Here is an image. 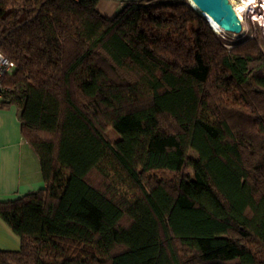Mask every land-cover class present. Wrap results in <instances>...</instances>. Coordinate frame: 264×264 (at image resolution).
I'll use <instances>...</instances> for the list:
<instances>
[{"label":"trees","instance_id":"obj_1","mask_svg":"<svg viewBox=\"0 0 264 264\" xmlns=\"http://www.w3.org/2000/svg\"><path fill=\"white\" fill-rule=\"evenodd\" d=\"M96 3L0 0L2 102L44 184L0 201V264H264L260 35L228 49L186 0Z\"/></svg>","mask_w":264,"mask_h":264},{"label":"crops","instance_id":"obj_2","mask_svg":"<svg viewBox=\"0 0 264 264\" xmlns=\"http://www.w3.org/2000/svg\"><path fill=\"white\" fill-rule=\"evenodd\" d=\"M147 0H97L96 11L112 18L125 3ZM38 158L21 134L19 108L0 100V201L43 188ZM19 238L0 218V251H17Z\"/></svg>","mask_w":264,"mask_h":264},{"label":"water","instance_id":"obj_3","mask_svg":"<svg viewBox=\"0 0 264 264\" xmlns=\"http://www.w3.org/2000/svg\"><path fill=\"white\" fill-rule=\"evenodd\" d=\"M188 3L206 22L217 25L224 32L233 35L242 32L241 23L228 0H190Z\"/></svg>","mask_w":264,"mask_h":264},{"label":"rangeland","instance_id":"obj_4","mask_svg":"<svg viewBox=\"0 0 264 264\" xmlns=\"http://www.w3.org/2000/svg\"><path fill=\"white\" fill-rule=\"evenodd\" d=\"M228 1H229V3H231L233 5H239V3H240L239 0L238 1L237 0H228ZM262 15L263 14L261 13V11H259V8H257L256 10H254V12H252L251 8L247 7V14L244 17L243 22L241 23L242 32L240 34L233 35V34H229V33L225 32V33H222V34H218L217 33L216 35H217V37L219 39H221V41L226 45V47L228 49L231 48L233 45L244 41L247 38L255 39L257 37V34L260 35V37H261V39H262V41L264 43V34H263V31H262V27L259 25L258 22H255L253 20L254 18H256L258 16V17H261V20L264 22V15L263 16ZM260 48H261V50L264 53V46H261ZM106 134H107V137L111 141H113V140H115L117 138L116 134L111 129H108ZM189 156L191 158H195L196 157L193 152H190ZM182 174L184 176H188V178H192L191 170L184 169ZM159 176H161V175H159Z\"/></svg>","mask_w":264,"mask_h":264},{"label":"built area","instance_id":"obj_5","mask_svg":"<svg viewBox=\"0 0 264 264\" xmlns=\"http://www.w3.org/2000/svg\"><path fill=\"white\" fill-rule=\"evenodd\" d=\"M71 1L79 2L80 0H71ZM245 4L246 7L251 8L252 12H254V10L259 8V11H261V13L264 15V0H245ZM231 5L234 9V5L233 4ZM14 69H15L14 63L9 61L0 51V100L2 99L4 91H6V88L3 87L2 81L4 80V78L10 76L13 73Z\"/></svg>","mask_w":264,"mask_h":264},{"label":"bare ground","instance_id":"obj_6","mask_svg":"<svg viewBox=\"0 0 264 264\" xmlns=\"http://www.w3.org/2000/svg\"><path fill=\"white\" fill-rule=\"evenodd\" d=\"M187 1H190V0H187ZM238 1V0H237ZM240 3L239 5H234V9H235V13L237 15V18L238 20L240 21V23L243 22L244 20V17L246 16L247 14V7H246V4H245V0H239ZM244 1V2H242ZM261 15V14H260ZM263 16V15H262ZM256 17V16H255ZM263 19V18H262ZM255 22H258L259 25L262 27V31H263V34H264V22L261 20V17H256L253 19ZM213 28L215 30L214 33H218V34H222V33H225L222 29H220L217 25L213 24Z\"/></svg>","mask_w":264,"mask_h":264},{"label":"clouds","instance_id":"obj_7","mask_svg":"<svg viewBox=\"0 0 264 264\" xmlns=\"http://www.w3.org/2000/svg\"><path fill=\"white\" fill-rule=\"evenodd\" d=\"M208 22V25L210 26V28L212 29V31L213 32H215V30H214V28H213V25L209 22V21H207ZM216 34V33H215Z\"/></svg>","mask_w":264,"mask_h":264}]
</instances>
